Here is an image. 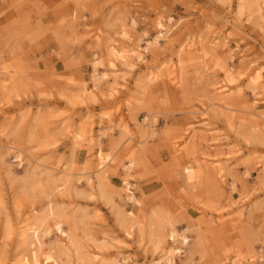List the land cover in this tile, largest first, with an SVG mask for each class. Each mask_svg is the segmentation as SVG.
<instances>
[{
	"label": "rangeland",
	"instance_id": "374dc122",
	"mask_svg": "<svg viewBox=\"0 0 264 264\" xmlns=\"http://www.w3.org/2000/svg\"><path fill=\"white\" fill-rule=\"evenodd\" d=\"M1 13L0 264H30L15 235L49 205L85 258L59 252L51 228L34 240L39 264H151L171 245L175 264H264V0H15Z\"/></svg>",
	"mask_w": 264,
	"mask_h": 264
},
{
	"label": "bare ground",
	"instance_id": "6f19581e",
	"mask_svg": "<svg viewBox=\"0 0 264 264\" xmlns=\"http://www.w3.org/2000/svg\"><path fill=\"white\" fill-rule=\"evenodd\" d=\"M160 36H162V34L160 32L157 33L155 36L152 37V41L149 40L146 42L147 45L149 43L156 42ZM145 47H147V46H145ZM145 47H143V49H145ZM109 53H110V56L114 60H116L118 62H122L124 65H128L130 67L134 66L132 64L126 63L127 57L125 56V53H123V51H121L119 49H116L114 46H110ZM140 56H141V54L138 53L136 55L137 59H139V60L143 59V57L142 56L140 57ZM148 75L149 74L146 73V76H148ZM107 77H108V75L106 72H102V74L99 76V78H104V79H106ZM255 78H257V76H255ZM220 88H222V86ZM253 92H254V95L261 94V93L258 94V91L256 88H253ZM262 97H264V96H262ZM260 99H262V98H260ZM19 154L16 156V158L20 157ZM129 167H131V162L128 164L127 170L129 169ZM62 183L61 184L59 183L60 185H58V184L53 185L54 189L59 191V192H62V190H61V186H63ZM40 184L39 185L37 184L38 186H36V187L39 188ZM100 184H101V186L99 185V182H98L99 186H97L96 189L98 190V192L102 198H108L106 191L103 189L104 186H102V183H100ZM41 186H40V190H42ZM36 187H34V188H36ZM125 188L128 191V194H126L127 200H130V201L133 200V198H134L133 191L128 189V183L125 184ZM39 192H41V191H39ZM47 207L48 208L45 212L44 217H42L37 222H35L34 225L30 226L26 232L24 230H18L16 235H15V237L18 239V245L19 246L25 245L27 252H29L30 264H39L38 254L36 253L34 246H33V244L35 243L34 240L36 239L37 234L39 233V231L42 235L48 234L50 232L51 228H53L55 231H57L60 234V236L62 237L61 240H58L55 243V247L59 252H61L67 258H69L70 255H74V257H76L77 260L84 259L85 256H84L83 252L81 251L82 246L75 239V237L72 235V233L68 232L64 228L63 221L61 219L62 218L61 213L56 211L55 207H53L52 205H49ZM47 219L51 220V222H52L51 225L48 224ZM158 230L159 229L155 228L151 232V236L152 237L158 236L159 235ZM13 233L14 232L11 229H9L7 235L12 237ZM167 237L171 243L178 241L180 244H185L186 240H187L186 236L183 233H178L175 228H170L168 230ZM180 252H181L180 247H173L171 245L168 249L162 250L161 256L158 257L157 259H155L154 261H152L151 264H175L174 258L176 255H179ZM91 255H92L93 259L89 258L88 259L89 261H96L98 264H114L113 262L107 263L106 260L103 258L99 259L98 254L95 252H92ZM123 261H126V259L124 258Z\"/></svg>",
	"mask_w": 264,
	"mask_h": 264
},
{
	"label": "crops",
	"instance_id": "0c3cea01",
	"mask_svg": "<svg viewBox=\"0 0 264 264\" xmlns=\"http://www.w3.org/2000/svg\"><path fill=\"white\" fill-rule=\"evenodd\" d=\"M13 1H15V0H0V14L2 15V13H1V11H2V9L3 8H5L6 7V5L8 4V3H10V2H13ZM1 18V17H0ZM102 21L99 19H95V20H93V21H91V22H89V24H92V25H96V26H101L102 25ZM101 28H102V26H101ZM104 30V29H103ZM104 32H105V30H104ZM85 53V52H84ZM82 54H83V52H82ZM86 54V53H85Z\"/></svg>",
	"mask_w": 264,
	"mask_h": 264
}]
</instances>
